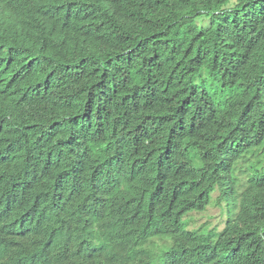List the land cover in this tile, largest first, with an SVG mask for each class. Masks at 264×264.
<instances>
[{"label": "trees", "instance_id": "1", "mask_svg": "<svg viewBox=\"0 0 264 264\" xmlns=\"http://www.w3.org/2000/svg\"><path fill=\"white\" fill-rule=\"evenodd\" d=\"M56 8L59 36L43 22ZM30 9V37L0 27V264H26L23 220L67 253L105 240L102 264H264V0ZM61 151L83 179L69 194L47 170ZM97 190L110 211L84 205Z\"/></svg>", "mask_w": 264, "mask_h": 264}, {"label": "clouds", "instance_id": "2", "mask_svg": "<svg viewBox=\"0 0 264 264\" xmlns=\"http://www.w3.org/2000/svg\"><path fill=\"white\" fill-rule=\"evenodd\" d=\"M33 1V2H32ZM39 3L37 0H0V27H2L7 33L10 34H20L19 29L25 24L24 18H31L32 11L30 7ZM61 8L54 9V14L60 16L62 14ZM60 28H56V35L59 36L62 33ZM30 30V23H28L21 30L22 33H29V37L32 35V30ZM64 151L61 153L53 154L51 153V161L47 167L55 169V174L58 176V187L62 189L64 194H69L71 191L74 192L77 185L82 188L83 179L77 173L72 170L65 169L62 163L57 162L60 156L64 155ZM57 161H56V160ZM97 180L101 183L103 181V176L98 174ZM98 191L91 192V194L84 199V205L87 206H97L98 202L101 204L103 209L111 210V196L112 194H98ZM81 210L74 215L75 222L80 225ZM22 225L17 234L18 240L22 242L18 247V252L20 254V248L29 246L30 250L26 254V264H102L104 263L106 253L108 250V243L101 239L92 243L86 242L85 239L82 243H78L75 247L69 248V252H66L65 243L60 236H54L53 231L48 232L47 229L39 225L38 222L34 220H23ZM0 223V250H8L5 243L4 234ZM48 233V234H47ZM3 238V239H2ZM148 240L153 242L157 240L153 236H146ZM32 242H34L32 244ZM165 239H162V244ZM23 247V248H24ZM33 252V253H32ZM155 253H159V249L154 250ZM8 264V262H4Z\"/></svg>", "mask_w": 264, "mask_h": 264}, {"label": "bare ground", "instance_id": "3", "mask_svg": "<svg viewBox=\"0 0 264 264\" xmlns=\"http://www.w3.org/2000/svg\"><path fill=\"white\" fill-rule=\"evenodd\" d=\"M42 6L43 4L47 1V0H37ZM33 2V1H32ZM20 18H24L25 20V24L22 26V28H24L28 23H30V30L31 31L33 28H35L37 25H39V21H36L35 18H36V15H34V17L32 19L30 18H27V17H20ZM60 19L61 17L58 16V15H53L51 17H46L44 16L43 17V22H45L46 24L49 25V29H56V28H59L60 25H59V22H60ZM22 28L19 29V32H20V37H21V30ZM27 33V32H26ZM39 34V32H38ZM19 37V36H17ZM10 39L12 40L13 42V36L12 35H8L6 37H2L0 36V43H3L5 42V39ZM53 42L51 43H43L42 44V47H41V50H42V55H46L49 53L48 49L51 48L50 46L52 45L53 46ZM1 48V47H0Z\"/></svg>", "mask_w": 264, "mask_h": 264}, {"label": "rangeland", "instance_id": "4", "mask_svg": "<svg viewBox=\"0 0 264 264\" xmlns=\"http://www.w3.org/2000/svg\"><path fill=\"white\" fill-rule=\"evenodd\" d=\"M83 51L82 50H78L77 52V57L80 58L82 57ZM207 214H209L210 220L214 223V224H218L219 227H222L224 225V221H225V217L224 216H220V210L218 205L215 206H211L208 211ZM206 218V217H205ZM200 222L204 221V217H199L198 219Z\"/></svg>", "mask_w": 264, "mask_h": 264}]
</instances>
